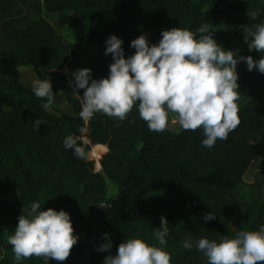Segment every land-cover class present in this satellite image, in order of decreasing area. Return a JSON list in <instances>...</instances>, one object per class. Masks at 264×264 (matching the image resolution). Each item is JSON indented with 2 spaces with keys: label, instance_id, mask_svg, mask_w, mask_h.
<instances>
[{
  "label": "trees",
  "instance_id": "trees-1",
  "mask_svg": "<svg viewBox=\"0 0 264 264\" xmlns=\"http://www.w3.org/2000/svg\"><path fill=\"white\" fill-rule=\"evenodd\" d=\"M46 14L58 15V22L50 23ZM261 22L262 0H0V264H17L7 239L33 201L70 214L79 239L64 264H103L137 234L156 243L153 231L161 216L169 223L172 264H208L195 247H183L189 232L194 239L219 240L264 223V74L238 63L240 123L209 149L201 143L202 129L150 131L135 105L124 121L102 113L82 119L69 79L58 71L83 68V59L93 78L106 77L112 63V55L104 54L109 35L123 40L127 57L135 52L131 40L141 34L152 44L163 29L195 32L202 24L212 25L225 49L259 59L264 53L249 51L244 30ZM22 68H32L37 79H51L55 95L62 94L71 111L42 108L23 83ZM35 119L44 121L38 130ZM69 135L84 158L64 147ZM86 138L95 152H106L100 163V155H93L97 167ZM249 169L256 174L246 184ZM112 186L118 192L110 197ZM12 193L15 201L9 200ZM208 212L215 219L205 221ZM103 233L112 248L101 252ZM21 264L46 261L32 256Z\"/></svg>",
  "mask_w": 264,
  "mask_h": 264
},
{
  "label": "clouds",
  "instance_id": "clouds-1",
  "mask_svg": "<svg viewBox=\"0 0 264 264\" xmlns=\"http://www.w3.org/2000/svg\"><path fill=\"white\" fill-rule=\"evenodd\" d=\"M249 15L255 18L258 12ZM215 33L208 24H202L195 32L172 27L163 29L158 43L152 44L141 34L131 40L135 52L127 57L123 40L109 35L104 54L112 55V63L106 77L93 78L88 67L65 69V74L72 77L69 85L80 101V117L90 120L102 113L124 121L135 105L152 132H163L171 117V123L183 130L202 129L201 143L206 148H212L218 139H227L240 123L237 65L243 61L249 71L255 69L264 74V55L259 59L237 55L239 50L225 49L214 39ZM244 40L249 51L264 53V22L246 28ZM79 89L84 90L82 95ZM32 91L41 99L42 108L50 109L55 95L51 79L34 80ZM33 123L38 130L44 121L35 119ZM63 143L74 155L85 157L72 135L65 137ZM160 219V227L153 231L156 243L146 241L140 234L124 239L115 254L104 257L103 264H172L166 248L169 223L164 216ZM203 219L210 221L215 215L208 212ZM103 237L105 242L97 248L101 252L112 248L109 234L103 233ZM78 239L66 210L41 209L40 202L33 201L27 214L19 216L7 242L17 264L32 256L44 257L48 264L49 260L65 261ZM183 247H195L208 264H264V223L219 240L204 236L194 239L189 232Z\"/></svg>",
  "mask_w": 264,
  "mask_h": 264
},
{
  "label": "rangeland",
  "instance_id": "rangeland-1",
  "mask_svg": "<svg viewBox=\"0 0 264 264\" xmlns=\"http://www.w3.org/2000/svg\"><path fill=\"white\" fill-rule=\"evenodd\" d=\"M264 1V0H262ZM45 17L48 19V21L52 24H56L58 22V19H59V16L56 15V14H53V15H50V14H46ZM223 26L225 27V25L223 24ZM63 35L70 41H72L73 39V36H72V33L69 29H65V31L62 32ZM242 54V53H240ZM81 61V64L83 65V67H88L89 66L87 65V63L82 59L80 60ZM65 69H71V70H75L74 68H71L69 66H65L61 69H59L58 71L62 72L65 74ZM21 73H22V81L23 83L27 86V87H31L32 88V83L34 80L37 79L34 71L32 68H22L21 69ZM66 75V74H65ZM68 77V79H72L71 75H66ZM55 109V110H53ZM54 114H57V112L59 111H66V112H70L71 111V108L70 106L67 104L66 102V99L65 97L62 95V94H57V95H54V102L51 106V109H50ZM165 130H169L171 132H174V133H179L182 128H180V126L178 124H174V123H171V117H170V122H169V126L165 129ZM84 143L86 144V147L88 146V152H89V158L94 160V165L98 166V164L102 161L103 159V156L106 154V152H101V150L95 152L96 150V147L97 146H94L92 145L88 140L87 138L84 139ZM98 154L100 155L99 157V163H98V160L97 158L94 159V154ZM96 166V167H97ZM255 174H256V170L255 169H249L244 177V180L246 182V184H251L253 183L254 181V177H255ZM247 188H244L242 191H241V194L243 196H246L247 195ZM118 192V189L116 188V186H112L110 187L109 189V193L108 195L110 197L114 196L116 193ZM17 197V194L16 193H12L9 197V200L10 201H15ZM44 258V257H43ZM45 260V259H44ZM48 263H52V264H64L63 261L60 262V261H56V260H49Z\"/></svg>",
  "mask_w": 264,
  "mask_h": 264
}]
</instances>
